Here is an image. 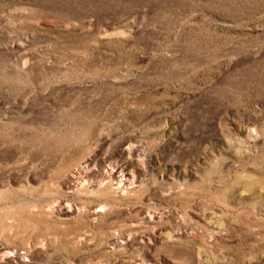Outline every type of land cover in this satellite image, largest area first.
<instances>
[{"label": "rangeland", "instance_id": "1", "mask_svg": "<svg viewBox=\"0 0 264 264\" xmlns=\"http://www.w3.org/2000/svg\"><path fill=\"white\" fill-rule=\"evenodd\" d=\"M0 264H264V0H0Z\"/></svg>", "mask_w": 264, "mask_h": 264}, {"label": "bare ground", "instance_id": "2", "mask_svg": "<svg viewBox=\"0 0 264 264\" xmlns=\"http://www.w3.org/2000/svg\"><path fill=\"white\" fill-rule=\"evenodd\" d=\"M129 153L131 154V153H132V150H130ZM109 166H110V167H108L109 170H106L105 173H106L107 175L111 176V177H113L116 173H120V172H122L121 168H118L117 165L110 164ZM81 171H82V172H78L79 175H81V174H83V173H84L85 175H89V173H91V172H90V165H89V164H86V165L81 169ZM72 177L74 178L75 175H72ZM125 180H126V179L123 178V175H120V176L118 177V180H117V187H118V189H122V188H124V189H129V185H130L131 181H129L130 179L128 180V182H126ZM84 181H85V180H84ZM85 182H86V181H85ZM83 186H84V184H83ZM83 186H82V187H83ZM66 204H67V203H66ZM103 208H104V207H103ZM59 211L61 212V216H62L63 218L71 217L72 214H73V210H72V207L70 206V204L61 207V208L59 209ZM101 211H102V209L96 208V209L93 211V215H94V216H97V215L100 214ZM102 212H103V211H102ZM3 251H4V255H3V257H4V258L9 257V255H10V253H11V249L6 247V248L3 249ZM10 257H11V256H10Z\"/></svg>", "mask_w": 264, "mask_h": 264}]
</instances>
